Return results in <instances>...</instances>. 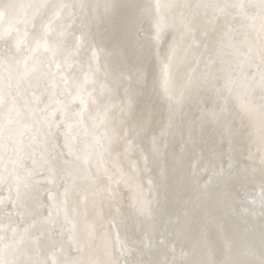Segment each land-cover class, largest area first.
I'll list each match as a JSON object with an SVG mask.
<instances>
[{"label": "bare ground", "instance_id": "obj_1", "mask_svg": "<svg viewBox=\"0 0 264 264\" xmlns=\"http://www.w3.org/2000/svg\"><path fill=\"white\" fill-rule=\"evenodd\" d=\"M0 264H264V0H0Z\"/></svg>", "mask_w": 264, "mask_h": 264}]
</instances>
